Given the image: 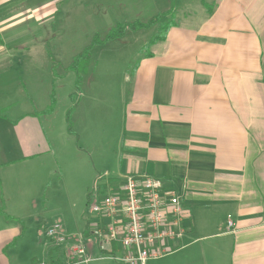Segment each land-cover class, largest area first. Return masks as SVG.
<instances>
[{
	"label": "crops",
	"instance_id": "0c3cea01",
	"mask_svg": "<svg viewBox=\"0 0 264 264\" xmlns=\"http://www.w3.org/2000/svg\"><path fill=\"white\" fill-rule=\"evenodd\" d=\"M60 1L66 5L65 22L74 17L69 0H0V39L12 41L0 45V81L8 79L12 95L15 88L21 92L28 69L23 67L21 81L18 72L16 80L3 71L16 72V59L22 67L18 55L37 51L25 47L27 41L48 38L32 31ZM103 1L138 5L143 0ZM158 1L166 2L157 8L168 3ZM203 1L210 13L200 0H177L175 26L139 59L124 105L115 170L105 172L101 185L118 187L127 176L145 175L160 178L181 196L184 235L173 251L145 264H264V0ZM75 4L78 9L82 0ZM4 93L0 82V96ZM32 114L11 126L16 142L19 134L20 153L23 122L35 120ZM9 152L0 142V153L7 158ZM7 168L0 169V211L3 201L13 200L2 176ZM13 210L14 205L6 214ZM3 211L0 264L29 261L25 254L14 256L21 249L16 247L22 226ZM44 250V261L35 264L66 261L65 251L53 257L51 248Z\"/></svg>",
	"mask_w": 264,
	"mask_h": 264
},
{
	"label": "rangeland",
	"instance_id": "374dc122",
	"mask_svg": "<svg viewBox=\"0 0 264 264\" xmlns=\"http://www.w3.org/2000/svg\"><path fill=\"white\" fill-rule=\"evenodd\" d=\"M69 1V10L74 17L71 15L63 22L66 5L60 1L47 21H38V27L32 31L42 32L48 38L36 36L27 41L25 47H34L37 51L18 55L22 67L16 59V72L3 71L14 75L16 80L19 74L21 81L26 77L21 78L20 74L23 67H27L30 77L22 82L21 92H15V88L12 95L8 79L0 81L8 92L0 96V108L4 109L0 113V127L4 132L0 142L10 148L7 158L0 153V169L9 167L2 176L5 182H10L13 198L3 201L4 211L0 212L8 216L6 212L14 205V214L8 217L22 226V240L18 242L19 246L15 245L21 249L15 251L14 256L21 254L23 258L22 254H25L30 260H20L19 264L43 262L41 257L45 248H51L53 257L57 253L63 255L65 245H57L45 236L47 229L58 226L66 237L79 236L85 230L91 217L88 195L93 192L95 182L101 185V179L96 181L99 176L102 178L107 170H115L132 74L145 54L147 41L160 24L149 30L127 32L121 39L91 47L88 59L80 64L77 87L75 75L66 67L93 37L103 39L117 23L146 22L170 5L166 3L165 7L157 8L166 2L158 0H143L137 2L138 5L119 1L107 5L103 0H82L81 7L76 9V0ZM36 12L39 14L40 10ZM178 12L173 14L172 21ZM62 34L66 35L62 37ZM2 41L5 45L12 43L11 40ZM42 50L46 51V56ZM25 83L26 88L23 87ZM31 113L36 119L23 122L19 143L22 154L35 155L20 158L19 134L16 142L11 126L19 116ZM92 258L89 264H119L98 248H94Z\"/></svg>",
	"mask_w": 264,
	"mask_h": 264
},
{
	"label": "built area",
	"instance_id": "2783aa9c",
	"mask_svg": "<svg viewBox=\"0 0 264 264\" xmlns=\"http://www.w3.org/2000/svg\"><path fill=\"white\" fill-rule=\"evenodd\" d=\"M98 187L95 182L88 195L89 237L83 233L66 237L58 226L47 229V237L65 245L66 261L57 264H89L94 246L114 249L110 256L119 264H145L173 251V243L186 231L187 217L174 189L165 188L160 178L145 175L127 176L118 187L108 186L100 194Z\"/></svg>",
	"mask_w": 264,
	"mask_h": 264
},
{
	"label": "trees",
	"instance_id": "16d2710c",
	"mask_svg": "<svg viewBox=\"0 0 264 264\" xmlns=\"http://www.w3.org/2000/svg\"><path fill=\"white\" fill-rule=\"evenodd\" d=\"M168 3L170 5L166 11L159 12V13L155 14L146 22H141L139 20H135L132 23H128V22L117 23L114 27H112L108 31L107 35L103 39H99L97 36L93 37L92 40L90 41V43L88 44V46H86L80 52H78L72 58L70 64L66 67V70L68 72H71L75 75V86L77 87L80 83V76H79L80 64H81V62L88 59V50H90L91 47L103 46L108 42H111V41H114L117 39H121L123 36L126 35L127 32L135 33V32L140 31V30H149L150 28L160 24L157 31L150 37V39L147 41V43L145 45V55L149 56L148 50H149L150 46H152L153 44H155L159 41L165 40L169 29L172 28L173 26H175V24H176L175 20L174 21H172V20H173V14H175L176 10H177L176 9L177 0H168ZM200 3L202 4V6H204L206 8V10H208V13L211 12L212 7H208V5H206V3L203 0H200ZM163 18H165L164 21H162ZM2 43L3 42L0 41V45ZM55 63H57V61H55ZM51 95L54 96V92H52ZM47 110L45 112H47ZM70 131H71V129L69 128V132ZM108 186H109V184L100 185L98 187L99 192L100 193L105 192V190L108 188ZM89 228H90L89 224H88V222H86L85 230L83 231V235L85 237L90 236ZM100 251L102 253L108 254L109 256L114 254V252H115L114 249H112L111 251H106V250L102 249ZM50 264H54V263H50Z\"/></svg>",
	"mask_w": 264,
	"mask_h": 264
}]
</instances>
